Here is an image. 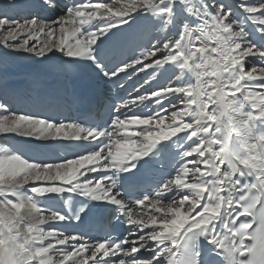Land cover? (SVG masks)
<instances>
[{
	"label": "snow or ice",
	"instance_id": "snow-or-ice-1",
	"mask_svg": "<svg viewBox=\"0 0 264 264\" xmlns=\"http://www.w3.org/2000/svg\"><path fill=\"white\" fill-rule=\"evenodd\" d=\"M139 20L156 35L134 32ZM0 31L3 47L48 75L84 68L117 83L151 69L178 82L113 103L104 128L0 103V135L88 142L64 146L85 151L63 158L0 147V264H264V0H73L51 19L2 13ZM145 101L151 111H132ZM156 164L167 168L130 199ZM94 209L122 235L84 231Z\"/></svg>",
	"mask_w": 264,
	"mask_h": 264
},
{
	"label": "bare ground",
	"instance_id": "bare-ground-1",
	"mask_svg": "<svg viewBox=\"0 0 264 264\" xmlns=\"http://www.w3.org/2000/svg\"><path fill=\"white\" fill-rule=\"evenodd\" d=\"M7 1L8 0H0V4L2 6H4ZM240 2H241V0H232L231 4L232 3L239 4ZM169 34L170 35L173 34V36H174L175 35V29H172V31ZM2 35H3L2 31H0V49H1L0 52L5 53L7 55V57L11 60L10 63L4 68L6 71H8L10 73L9 76L18 80V79L22 78V76L24 74H27L26 73L27 71L32 73V74H38V75H41L44 77L49 76L48 74H45V69L48 67V65L47 64H41L38 58H36L34 56H30L29 54L24 53V52L12 51V50H9V49L3 47ZM21 39H23V37ZM10 43H12V42L10 41ZM30 43H33V42H30ZM49 55H51V54H49ZM56 55H57V57H59V53H57ZM85 70H87V69H85ZM257 90L262 91L260 89H257ZM18 139L22 140V138H18ZM24 140H32V141H36V142L52 141V140L37 141V140L31 139V138H25ZM2 146L3 145L0 144V147H2ZM37 183H42V182H37ZM146 210H150V209L147 208Z\"/></svg>",
	"mask_w": 264,
	"mask_h": 264
}]
</instances>
